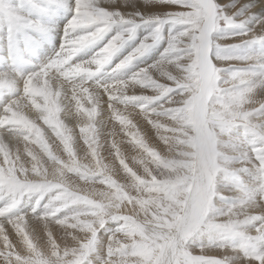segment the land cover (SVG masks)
Returning a JSON list of instances; mask_svg holds the SVG:
<instances>
[{
    "label": "clouds",
    "instance_id": "9594fccd",
    "mask_svg": "<svg viewBox=\"0 0 264 264\" xmlns=\"http://www.w3.org/2000/svg\"><path fill=\"white\" fill-rule=\"evenodd\" d=\"M78 3L53 56L22 33L0 56V264H264V15ZM0 11L32 21L21 0ZM135 25L151 30L113 64Z\"/></svg>",
    "mask_w": 264,
    "mask_h": 264
},
{
    "label": "bare ground",
    "instance_id": "6f19581e",
    "mask_svg": "<svg viewBox=\"0 0 264 264\" xmlns=\"http://www.w3.org/2000/svg\"><path fill=\"white\" fill-rule=\"evenodd\" d=\"M226 1L227 0H217L218 3H222V4H224ZM72 2H74V0H72ZM241 2L246 3V4H254L255 7L253 11L259 15H264V6L259 0H241ZM13 3H15V0H13ZM21 3L28 7L31 6L27 4L28 1L26 2V1L21 0ZM63 3H64V0H57V4H63ZM91 3H92V0H79V3L77 5V11H82L87 14L91 6ZM57 4L51 3L50 4L51 9L47 8L48 11L46 10L48 12V15H46L47 14L46 13L44 16L39 15V13L38 14L35 13V10H37L36 8L33 11V9H31L30 7V12H33V14H31V18L35 20V25L39 24V27H40L39 29L26 27L25 25H18L14 27L12 22H10L8 16L0 15V56H12V57L16 56L17 37L21 33L24 35V42L20 45V47L27 46L35 50L36 55L32 57L34 62L44 61L47 58L53 56L55 54V51L59 49L57 47L58 41L56 39L57 33L59 32L57 30L61 28L64 24H67V22L70 20V17L72 15L71 12L66 13L64 11V8L58 7ZM40 5L43 7L44 6L46 7V5H43L42 3H40ZM113 7L119 8L120 11L122 12H129L128 11L129 8L127 7L125 8L124 6L120 4H117ZM133 8L135 11L146 12V13L150 12L149 10H146L142 7L140 0H135V4ZM52 9L55 10L53 14L51 13ZM85 22L86 21H84V23ZM9 24H11L12 27L9 28ZM49 31H50V35H49ZM141 31L142 33L147 32L145 30H141ZM29 36H35L37 38L38 43H33L29 39ZM108 37L109 36L107 35L105 37V40ZM140 37L141 36L139 35V38ZM134 44H135V40L130 41L129 44H126L125 47H123L120 50V52L116 55V59L112 63L115 64L116 62L119 61V59L123 58L124 55H126L129 51H131ZM162 47L163 45H160L157 48L153 49L151 52L146 54L144 57L140 58V60L136 61L135 64L138 66H143L144 64L151 63L152 60H154L156 56L159 54L160 52L159 49H161ZM92 49L95 50V48H92ZM91 50H85V51H91ZM84 57H85V54H83L82 56L79 55L78 58L83 59ZM0 86H3V85H0Z\"/></svg>",
    "mask_w": 264,
    "mask_h": 264
},
{
    "label": "rangeland",
    "instance_id": "374dc122",
    "mask_svg": "<svg viewBox=\"0 0 264 264\" xmlns=\"http://www.w3.org/2000/svg\"><path fill=\"white\" fill-rule=\"evenodd\" d=\"M23 1H28V5L31 7V9H33V11L35 10V8L37 9V10H35V13H39V15H41V16H44L46 13V15H48V9H51V3H50V1L49 0H23ZM261 3H262V5L264 6V1L263 0H259ZM231 2H232V0H227L224 4H228V5H230L231 4ZM7 3V0H0V7H2L3 5H5ZM40 3H42L43 5H46V7L44 6H41L40 5ZM241 3H243V2H241ZM26 4V3H25ZM142 5V7L144 8V9H146V10H149L150 12H148V14H151L152 12H156V11H158L159 9H157V8H155V7H151V6H145V5H143V4H141ZM11 5H9V7H10ZM45 8L46 10L45 11H40L39 9L40 8ZM124 7L126 8H129L128 9V11L129 12H133V11H135L134 10V8H133V5L132 4H128V5H124ZM48 8V9H47ZM13 11H15L14 12V14H16V15H18L19 14V8H17V9H14ZM43 12V13H42ZM53 12H55V10L54 9H52V14H53ZM77 12H82V11H77ZM83 13H85V12H83ZM31 14H33V12H30V14L25 18V19H28V20H32L31 22H32V24L33 25H35V20L33 19V18H31ZM86 14V13H85ZM0 15H5L4 14V12H2V11H0ZM71 18V17H70ZM11 22V21H10ZM85 23H87V21L85 22ZM84 22H83V26H87V24H85ZM65 25L66 24H64L61 28H59L57 31H59L58 33H57V36H56V39H57V41H58V48L60 47V45H61V43H62V40H63V36H64V27H65ZM10 27H12V25L11 24H9V28ZM61 29V30H60ZM141 30H145V31H147V32H145V33H142V31ZM151 30V27L150 26H147V25H140L139 27H137L136 28V30H135V35H134V38L132 39V40H130V41H133V40H135V44H134V46L133 47H135L148 33H149V31ZM117 31V29L116 28H113L112 30H110V32L107 34L109 37L108 38H110V36L111 35H114L115 34V32ZM166 29H165V33H166ZM59 34V35H58ZM15 35V34H14ZM139 35L141 36L140 38H139ZM129 41V42H130ZM59 42H61V43H59ZM129 42H127L126 44H129ZM14 44V43H13ZM125 44V45H126ZM15 45V44H14ZM125 45H124V47H125ZM253 46V48L254 47H258V45H252ZM251 46V47H252ZM155 48H157V47H154L153 49H155ZM152 49V50H153ZM162 49V48H161ZM161 49H159V51H161ZM151 50V51H152ZM92 51H95V50H91V51H84V52H82L83 54H85V57L83 58V59H86L89 55H91V53H92ZM150 51V52H151ZM14 52V51H13ZM89 52V53H88ZM80 54V56H82L83 54ZM87 55V56H86ZM144 57V56H143ZM142 58V57H141ZM116 59V56L114 57V59H113V61ZM112 61V62H113Z\"/></svg>",
    "mask_w": 264,
    "mask_h": 264
},
{
    "label": "snow or ice",
    "instance_id": "6c2138e0",
    "mask_svg": "<svg viewBox=\"0 0 264 264\" xmlns=\"http://www.w3.org/2000/svg\"><path fill=\"white\" fill-rule=\"evenodd\" d=\"M50 3H52V4H57V0H50ZM57 6L58 7H63V8H65L66 7V5L63 3V4H57ZM40 11H45L46 9L45 8H40L39 9ZM141 14H148V13H146V12H140ZM153 13H155V12H152L151 14H153ZM17 19H20L19 17H16ZM72 18H70V20H71ZM73 23H74V21H73ZM26 27H30V28H36V29H39L40 27H39V24H36V25H33L32 24V22L31 21H29L26 25H25ZM140 25H135L134 27H133V31H135L136 30V28L137 27H139ZM69 27V25H68V22H67V24L65 25V27H64V29H65V31H67V28Z\"/></svg>",
    "mask_w": 264,
    "mask_h": 264
}]
</instances>
